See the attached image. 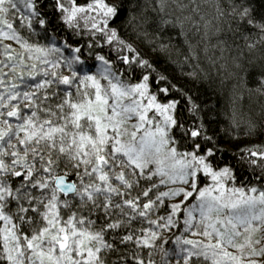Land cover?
I'll return each mask as SVG.
<instances>
[{
    "label": "snow or ice",
    "instance_id": "1",
    "mask_svg": "<svg viewBox=\"0 0 264 264\" xmlns=\"http://www.w3.org/2000/svg\"><path fill=\"white\" fill-rule=\"evenodd\" d=\"M0 264H264V0H0Z\"/></svg>",
    "mask_w": 264,
    "mask_h": 264
},
{
    "label": "trees",
    "instance_id": "2",
    "mask_svg": "<svg viewBox=\"0 0 264 264\" xmlns=\"http://www.w3.org/2000/svg\"><path fill=\"white\" fill-rule=\"evenodd\" d=\"M259 141H245V140H240V141H237L235 143H232V144H228L226 145V147L229 149V150H236L240 147H243L245 144H248V143H258Z\"/></svg>",
    "mask_w": 264,
    "mask_h": 264
}]
</instances>
